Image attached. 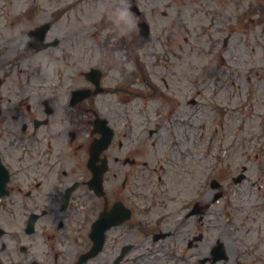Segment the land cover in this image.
<instances>
[{
	"label": "flooded vegetation",
	"instance_id": "obj_1",
	"mask_svg": "<svg viewBox=\"0 0 264 264\" xmlns=\"http://www.w3.org/2000/svg\"><path fill=\"white\" fill-rule=\"evenodd\" d=\"M17 20L0 10V264H79L102 241L85 264H132V241L143 234L153 240L187 230L195 241L189 230L198 228L189 220L208 218L227 199V183L221 178L215 188L209 181L197 189L189 178L169 177L177 168L189 175L191 164L190 148L176 144V134L187 133L179 134L173 121L181 96L173 81L186 72L169 57L176 53L175 38L166 43L173 34L158 36L166 50L148 56L141 49L151 37L129 32L114 48L112 30L103 29L102 38L92 36V48L83 46L75 66L43 76L42 67H33L36 19H21L33 26L26 33L17 30ZM57 39L49 47L62 43L53 44ZM171 182L179 184L175 191ZM229 209L239 211L227 199L225 217ZM218 235L207 264H264V230Z\"/></svg>",
	"mask_w": 264,
	"mask_h": 264
},
{
	"label": "rangeland",
	"instance_id": "obj_2",
	"mask_svg": "<svg viewBox=\"0 0 264 264\" xmlns=\"http://www.w3.org/2000/svg\"><path fill=\"white\" fill-rule=\"evenodd\" d=\"M135 1L149 22L152 33L151 40L146 42V47L141 50L142 54L150 56L154 51H165V44H160L157 38L160 35L173 34L167 37L166 43L168 44V38H175L176 53L174 57L171 55L169 57L178 66V72H186L185 75H179L178 79H174L173 89L177 88L178 94L181 95V99L175 98L179 104V113L186 112L193 115L191 119L184 121L191 125V133L195 135L192 144L194 159L192 158L191 166L189 165V175H183L176 169L169 175L170 179L181 181L189 177L192 184L199 181L197 189L213 175L218 179H226L228 202L239 208L236 212L229 209L226 217L222 213L221 218L215 219L218 217L217 208L222 212L227 199L214 204L209 217L214 224L221 222V226L217 227L208 224L204 227L203 224L190 219L191 225L200 229L189 230L192 234L205 232L204 239L197 243L193 250L187 248V242L191 237L186 236L187 230H181L184 236L169 237L156 245L146 241L142 248L143 252L146 248H150V254H159L160 251L169 253L171 250L173 255L174 250L178 251L182 248L188 252V256H196L195 262H198L202 254H207L209 245L214 243L221 230L226 228L227 230H264V211L257 212L255 205H264V25L262 24L264 16L260 23L250 24L247 27L236 24V30L232 32L223 53V56L227 54L229 58L226 61L228 69L205 72L202 77L197 78L194 74L198 73L202 63L211 65L209 67L211 71L213 66L221 65L218 60L212 64L208 62L212 56L210 52L217 42L231 32L232 24L226 26L223 17L211 15L212 9H216L213 0ZM236 1L231 0L228 4V10L232 15L245 11L247 6L253 3V0ZM126 2V0H0V8L4 6L6 10L7 3H11L13 10L18 9V13H21L27 7L34 6L39 9L36 14L39 21L56 20L52 23L54 26L48 38L58 37L62 43L57 47L36 53L33 58V67L37 72L42 67L43 76H46L48 73L75 66L80 59L83 46H93L91 39L87 40L85 36L91 34L92 29L101 19L110 15L111 8L116 9ZM64 8H66L65 14L58 16L57 14ZM162 12H167V16H163ZM132 15L137 27L139 19L135 13ZM17 23L18 20L15 24ZM37 24L38 22H35V25ZM204 26L206 31L203 29ZM31 27L32 24L18 26L25 33ZM136 27L133 30H136ZM209 27L213 30L209 31ZM84 28L86 33L82 35L81 30ZM167 29L168 33L165 32ZM15 39L21 41L26 39V35ZM66 46H71V52L65 53ZM154 77L156 78L155 75ZM194 80L198 82L196 85L192 83ZM39 82H47V79L44 81L37 78L35 83ZM190 98H195L197 104L189 105L187 101ZM218 102L221 104L219 105ZM218 105L221 111L216 108ZM140 120L141 118H137L132 121L136 128L140 127ZM220 123L224 125L216 135L213 133V127ZM203 125H205L204 129ZM191 139L192 136L190 141ZM243 167L247 168L246 179L234 185L231 178L240 174ZM177 185L179 184L171 182L170 189L175 191ZM244 199L245 202H242ZM242 204H244L243 208L240 207ZM206 222L211 223L209 220ZM170 258L171 254H165L164 259L170 261ZM155 259L151 260L145 256L141 260L142 264H151L156 261ZM175 259V262L181 264L177 257ZM162 260L160 264H166Z\"/></svg>",
	"mask_w": 264,
	"mask_h": 264
},
{
	"label": "clouds",
	"instance_id": "obj_3",
	"mask_svg": "<svg viewBox=\"0 0 264 264\" xmlns=\"http://www.w3.org/2000/svg\"><path fill=\"white\" fill-rule=\"evenodd\" d=\"M113 18L122 35L128 34L136 27L135 19L126 4L114 10Z\"/></svg>",
	"mask_w": 264,
	"mask_h": 264
}]
</instances>
